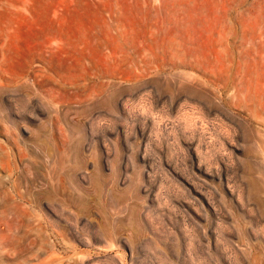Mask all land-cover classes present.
I'll use <instances>...</instances> for the list:
<instances>
[{"label":"rangeland","instance_id":"374dc122","mask_svg":"<svg viewBox=\"0 0 264 264\" xmlns=\"http://www.w3.org/2000/svg\"><path fill=\"white\" fill-rule=\"evenodd\" d=\"M0 264H264V0H0Z\"/></svg>","mask_w":264,"mask_h":264},{"label":"bare ground","instance_id":"6f19581e","mask_svg":"<svg viewBox=\"0 0 264 264\" xmlns=\"http://www.w3.org/2000/svg\"><path fill=\"white\" fill-rule=\"evenodd\" d=\"M259 190V189H258ZM16 193V192H15Z\"/></svg>","mask_w":264,"mask_h":264}]
</instances>
